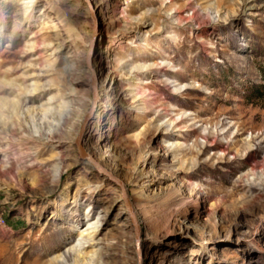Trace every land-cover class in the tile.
<instances>
[{
  "label": "rangeland",
  "instance_id": "obj_1",
  "mask_svg": "<svg viewBox=\"0 0 264 264\" xmlns=\"http://www.w3.org/2000/svg\"><path fill=\"white\" fill-rule=\"evenodd\" d=\"M91 1L0 0V264H138L94 47L144 264H264V0Z\"/></svg>",
  "mask_w": 264,
  "mask_h": 264
},
{
  "label": "water",
  "instance_id": "obj_2",
  "mask_svg": "<svg viewBox=\"0 0 264 264\" xmlns=\"http://www.w3.org/2000/svg\"><path fill=\"white\" fill-rule=\"evenodd\" d=\"M91 7L92 14L94 16L95 21H97V12L94 8V5L91 0H85ZM98 58V49L94 47L92 53L90 55L89 66L92 71V89H93V101L90 110L86 113L83 123L80 127V131L75 140L76 147L78 149L79 156L90 163V165L97 170L102 175L108 177L112 182L117 184L123 192V198L126 203V207L129 211L131 222L134 227L135 234V249L138 264H144V250L142 247V225L140 219L137 215V212L134 208L132 200L130 198L128 189L126 184L122 179L116 176L112 171L106 168L102 163H100L85 147L84 141L88 134L89 125L94 119L95 113L98 108V104L100 101V80L98 71L95 67V59Z\"/></svg>",
  "mask_w": 264,
  "mask_h": 264
},
{
  "label": "bare ground",
  "instance_id": "obj_3",
  "mask_svg": "<svg viewBox=\"0 0 264 264\" xmlns=\"http://www.w3.org/2000/svg\"><path fill=\"white\" fill-rule=\"evenodd\" d=\"M34 0H20V2L23 4H25L26 6H29L30 3H32ZM88 223V228L86 230H91L89 233H92V232H95L94 230L96 229V227H94L93 225L97 223V221L94 219V220H90L87 222ZM79 248H81V244L78 245Z\"/></svg>",
  "mask_w": 264,
  "mask_h": 264
}]
</instances>
